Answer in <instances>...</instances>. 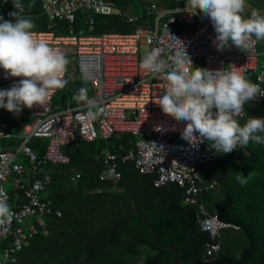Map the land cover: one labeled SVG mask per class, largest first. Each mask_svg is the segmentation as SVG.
Listing matches in <instances>:
<instances>
[{"label": "built area", "instance_id": "2783aa9c", "mask_svg": "<svg viewBox=\"0 0 264 264\" xmlns=\"http://www.w3.org/2000/svg\"><path fill=\"white\" fill-rule=\"evenodd\" d=\"M40 2L48 25L46 31H33L34 36L59 49L66 57L70 56L72 78L91 89L93 94L89 98L95 102L91 111L99 114L90 118V109L83 102L54 107L53 100L58 89L45 106L22 107L19 114L8 111L6 120L0 121V139L11 137L7 132L9 122L21 127L18 136L22 139L16 150L0 148V183L10 182L13 195L8 194L2 185L0 190L6 194L7 203L14 213L5 225L7 233L0 234V240L10 243L1 255L2 264L15 263L14 256L28 247L35 236L40 232L47 233V218L62 216V212L53 209L52 203L45 197L51 176L44 168L68 165L70 159L63 151L67 145L80 141H107L119 134L133 137V150L121 158L107 150L98 155L102 164L99 179L111 184V191H117L121 180L117 171L120 159L122 162H133L141 175L155 174L153 185L157 189L177 184L182 190L181 203L184 206L197 205L198 208L197 224L200 232L207 236L202 260L217 258L221 251V232L239 229L220 221L216 214H209L203 205L198 204V197L213 188V185L203 183L200 168H208L220 154L211 149L207 141L192 147L181 137L185 122L165 115L156 104L166 90L165 74H153L143 69L140 66L141 54L144 53L145 57L154 48H159L162 58L173 55L177 48L169 33L184 42L194 67L231 71L235 66L264 90V64L261 67L258 64L259 41L253 37L249 47L243 50L230 42L228 47L218 51L213 44L216 33L210 19L199 10L195 13L190 0H173V7L160 5L158 0H147L145 10L152 23L139 26L131 34L94 33L97 16L120 14L117 6L109 0ZM19 11L27 17L24 9ZM78 15L83 16L82 29L76 28ZM3 17L6 19L5 14ZM138 20L137 16L129 18L130 23ZM3 77V70L0 69V84H5L7 88L21 79ZM263 99L257 96L253 102ZM244 115L242 113L238 117L239 122ZM25 117L31 118V122L23 123ZM157 125H162L164 131H155ZM32 139L47 142L42 157H38L29 146ZM20 156L27 161V166L22 164ZM79 177V172L75 170L71 180L75 182Z\"/></svg>", "mask_w": 264, "mask_h": 264}, {"label": "trees", "instance_id": "16d2710c", "mask_svg": "<svg viewBox=\"0 0 264 264\" xmlns=\"http://www.w3.org/2000/svg\"><path fill=\"white\" fill-rule=\"evenodd\" d=\"M109 1L117 6L120 14L97 16L95 34H131L144 22L147 15L145 0ZM20 2L27 17L34 21L33 31H46L48 21L42 15L40 0ZM173 6L174 3H171L170 7ZM132 7L135 9L133 15L141 18L140 24L139 21L129 24V18L125 17L126 10ZM11 11H14L12 0H0V15L5 14L6 20L11 19L8 16ZM82 18L78 15L76 27L81 25ZM72 82L71 88L76 87L75 94L70 88L61 104L58 91L53 100L54 107L82 103L74 98L81 86L75 80ZM3 89L7 86L0 84V90ZM92 94L88 90V96ZM244 113L241 125L249 117H264V99L247 102ZM7 116L8 111L0 108V121ZM29 122L31 118L23 119V123ZM20 130L17 123L9 122L7 132L11 137L2 140L0 145L16 150L22 143L18 136ZM132 138L129 134H119L107 141L74 142L63 149L70 159L68 165L44 168L51 176L45 197L52 203L53 209L62 212V216L47 218V233L40 232L35 236L28 247L15 255L16 262L13 264H131L129 259L139 260L142 257V264H175L170 250L153 243L155 234L161 246L171 245L180 249L179 264H264V145L250 142L247 148L238 147L231 153L220 154L208 168H200L203 183L213 185V188L198 197V204H203L209 214H216L220 221L239 228L223 230L219 256L203 261L201 254L207 236L200 232L197 224V205L181 204L182 190L177 184L156 189L153 187L155 174L141 175L133 162L119 159L117 171L122 179L118 186L123 192H106L110 185L99 179L102 164L97 156L108 149L121 158ZM46 145L43 139L29 142L38 157H42ZM119 145L125 146V151H120ZM23 163L28 165L25 160ZM75 170L80 177L73 182L71 178ZM240 174L248 178L245 186L235 179ZM96 189H103L104 192L92 193ZM134 209L142 213L147 226L155 229V234L143 224ZM228 231L245 239L237 257L230 252L235 242L226 236ZM7 246V242L0 241V251Z\"/></svg>", "mask_w": 264, "mask_h": 264}, {"label": "clouds", "instance_id": "9594fccd", "mask_svg": "<svg viewBox=\"0 0 264 264\" xmlns=\"http://www.w3.org/2000/svg\"><path fill=\"white\" fill-rule=\"evenodd\" d=\"M12 4L14 11L8 13L11 19L0 15V69L4 79H21L0 90V108L19 114L22 107L45 106L55 90L66 87L70 61L62 51L34 36V21L17 11L22 9L20 0H12ZM190 4L195 13L199 10L210 19L216 33L213 44L218 51L230 42L243 50L253 37L264 40V13L252 9L245 16L247 0H190ZM168 35L176 52L165 59L162 50L154 48L140 66L153 74H165L166 90L156 104L165 115L185 122L181 137L192 147L207 141L219 154L247 148L250 142L264 145V117H249L243 125L238 120L247 102L264 97L259 84L251 82L235 66L231 71L194 67L184 42ZM74 98L89 107L90 118L99 114L91 111L95 102L86 87L78 89ZM154 130L162 132L164 128L157 125ZM235 179L241 186L248 183L243 174ZM13 215L6 194L0 190V234L7 233L5 225Z\"/></svg>", "mask_w": 264, "mask_h": 264}, {"label": "crops", "instance_id": "0c3cea01", "mask_svg": "<svg viewBox=\"0 0 264 264\" xmlns=\"http://www.w3.org/2000/svg\"><path fill=\"white\" fill-rule=\"evenodd\" d=\"M146 1V3H147V0H145ZM163 2H161V0H158V3L160 4V5H164V6H167V7H170V4L171 3H174L172 0H162ZM146 5V4H145ZM145 5H144V8H145ZM254 5H257L258 6V9H259V11L260 12H262V13H264V10H263V8H262V6H264V0H249V2L247 3V6H248V10H245V16H248V14H250L249 12H251L250 10H251V8L253 7L254 8ZM126 12H127V10H126ZM126 15H125V17L128 19V18H130V17H133V16H137V17H139L138 15H133V14H131V13H125ZM140 18V17H139ZM139 21V23L138 24H140L141 23V18L138 20ZM147 23H152V19L151 18H149L147 15L145 16V20H144V22H142V24H140V25H138L136 28H135V30L139 27V26H142V25H145V24H147ZM131 24V23H130ZM48 25V24H47ZM77 29H82V28H84L83 27V24H82V22H81V25L80 26H78V27H76ZM134 30V31H135ZM94 33H95V31H94ZM258 51H259V53H260V56H259V58H258V64H259V66L261 67L263 64H264V40H259V46H258ZM79 83V82H78ZM80 84V83H79ZM80 86L81 87H86V86H83V85H81L80 84ZM88 90H90L91 91V89L90 88H88V87H86ZM76 90V87H73V88H71V90L70 91H72V93H74V91ZM75 94V93H74ZM75 97V96H74ZM67 105H71L70 103L69 104H67ZM75 105V104H74ZM244 112H245V109H244ZM245 114V113H244ZM244 117H245V115H244ZM7 118V117H6ZM6 118L4 119V120H6ZM2 140H6V139H0V142L2 141ZM133 146H134V139L132 138V140L131 141H129L128 142V149L125 151V146H123V145H119L118 146V149L120 150V151H125L126 153L123 155V156H125V155H127L130 151H132L133 150ZM0 148H4V147H2V145H0ZM6 148V147H5ZM6 149H8V148H6ZM10 150V149H9ZM105 150H107V151H109V152H111V153H113L111 150H108V149H105ZM114 154H117V153H114ZM118 156H119V154H117ZM97 159H98V157H97ZM25 160V159H24ZM26 161V160H25ZM128 162V161H127ZM22 164L24 165V163L22 162ZM25 164H27V161H26V163ZM25 166V165H24ZM102 170V169H101ZM77 171V170H76ZM140 174V173H139ZM149 175H152V174H148V176ZM145 176H147V175H145ZM121 179H122V176H121ZM121 181V180H120ZM119 181V182H120ZM107 183V182H106ZM119 184V183H118ZM118 184H117V187H118V190L117 191H111V189H112V187H111V184H109L110 185V188L109 189H107L106 190V192H108V193H110V194H117V193H122L123 192V189L122 188H120L119 186H118ZM167 186V185H166ZM153 187H154V185H153ZM165 187V186H164ZM155 188V187H154ZM162 188V187H161ZM157 189V188H156ZM158 189H160V188H158ZM102 190V192H104L103 191V189H96V190H93L92 191V193H95V194H101L102 192H100L99 193V191H101ZM13 193V192H12ZM182 204V203H181ZM199 204H201V203H199ZM183 205V204H182ZM201 205H203V204H201ZM184 206V205H183ZM204 206V205H203ZM205 208V207H204ZM135 210V209H134ZM207 211V210H206ZM208 212V211H207ZM136 214V213H135ZM142 214V213H141ZM139 216V215H138ZM0 241H2V240H0ZM2 242H7L8 243V246L7 247H9L10 245V243L8 242V241H2ZM6 247V248H7ZM5 249V248H4ZM4 249L3 250H1L0 251V264H2V261H1V255H2V253H3V251H4ZM14 259H15V256H14ZM15 262H16V259H15ZM5 264H13V263H10V262H8V263H5ZM77 264H79V263H77ZM81 264V263H80Z\"/></svg>", "mask_w": 264, "mask_h": 264}, {"label": "rangeland", "instance_id": "374dc122", "mask_svg": "<svg viewBox=\"0 0 264 264\" xmlns=\"http://www.w3.org/2000/svg\"><path fill=\"white\" fill-rule=\"evenodd\" d=\"M139 1V0H138ZM249 2V0H247V3ZM262 8H263V10H264V6H262ZM252 9H257V10H259L258 9V6L257 5H254V8L252 7L251 8V10ZM250 10V11H251ZM135 12V9L132 7L131 8V10L129 9V10H127V13H131V14H133ZM249 13H251V12H249ZM244 15H245V13H244ZM248 15H250V14H248ZM145 49V48H144ZM68 58V60L71 62V60H70V56L69 57H67ZM143 58H144V53L143 54H141V60H143ZM72 76H73V70H72V67H71V65H70V63H69V66H68V76H67V80L69 81L68 82V84L66 85V87H64L63 89H59V95H58V99H59V101H60V103L61 104H63L64 103V98L65 97H67V95H68V90L73 86L72 84H73V82L72 81H74V79L72 78ZM57 107H62V105L61 106H57ZM20 161L21 162H23L24 161V157L23 156H20ZM0 185H2L3 186V188H4V190L8 193V194H10V195H13V193H12V191H13V188H12V185H11V183L10 182H5V183H0ZM226 232H224V234H225ZM226 236L228 237V239L230 240V239H232L233 240V243L235 242V244H233L232 245V248H230V252L234 255V256H238L239 255V253H240V249H241V247H243L244 245H245V239L243 238V237H241L239 234H237V233H234V232H227V234H226ZM237 243V244H236ZM232 244V243H231ZM143 261H144V257H142V258H140L139 260L137 259H135V260H132V259H129V262L131 263V264H133V263H135V264H142L143 263Z\"/></svg>", "mask_w": 264, "mask_h": 264}, {"label": "water", "instance_id": "95a60500", "mask_svg": "<svg viewBox=\"0 0 264 264\" xmlns=\"http://www.w3.org/2000/svg\"><path fill=\"white\" fill-rule=\"evenodd\" d=\"M134 212H135L137 215L140 216V218H141L143 224L155 234V229L150 228V227L147 226V221H146L145 217H144L139 211H137V210H134ZM156 239H157V235L155 234L154 237H153V239H152L153 243H155L156 245H158V246H160V247H163V248L166 249V250H170V251L172 252V255H173V258H174V263H175V264H179L178 253H179L180 249H175V248H174L173 246H171V245L161 246L159 243H157V240H156Z\"/></svg>", "mask_w": 264, "mask_h": 264}, {"label": "bare ground", "instance_id": "6f19581e", "mask_svg": "<svg viewBox=\"0 0 264 264\" xmlns=\"http://www.w3.org/2000/svg\"><path fill=\"white\" fill-rule=\"evenodd\" d=\"M130 24V23H129Z\"/></svg>", "mask_w": 264, "mask_h": 264}]
</instances>
